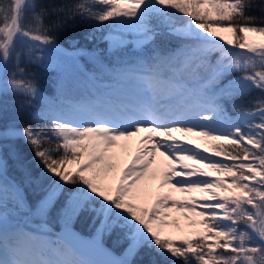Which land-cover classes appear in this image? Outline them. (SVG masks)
Instances as JSON below:
<instances>
[{
	"label": "snow or ice",
	"instance_id": "1",
	"mask_svg": "<svg viewBox=\"0 0 264 264\" xmlns=\"http://www.w3.org/2000/svg\"><path fill=\"white\" fill-rule=\"evenodd\" d=\"M76 16L92 21L85 38L101 33L106 48L46 97L21 56L45 70L75 65L87 50L62 48L54 33ZM252 90L259 96L248 108L234 102ZM9 94L17 115L34 109L43 127L0 133L32 151L31 167L18 153L0 154V264H135L144 249L171 264H264V0H0V97ZM134 138L133 150L124 142ZM129 151L123 167L114 163ZM10 160L20 179L9 175ZM157 178L186 200L138 203L144 182ZM26 185L40 190L34 203ZM172 209L202 231L165 235ZM83 213L95 229L88 239L73 230ZM25 216L34 227L21 224ZM51 220L62 233L55 239ZM117 229L119 256L102 243Z\"/></svg>",
	"mask_w": 264,
	"mask_h": 264
},
{
	"label": "trees",
	"instance_id": "2",
	"mask_svg": "<svg viewBox=\"0 0 264 264\" xmlns=\"http://www.w3.org/2000/svg\"><path fill=\"white\" fill-rule=\"evenodd\" d=\"M40 2L75 5L77 3L85 2V0H40ZM256 3H259V0H256ZM94 7L100 6L94 5ZM250 14L260 16L261 12L259 10H254ZM179 19L180 17L177 15V20L179 21ZM45 23H48L47 19L45 20ZM91 23L92 21L88 19H83L80 16H76L74 19H67L64 23V26L59 29L56 33H54V35L57 37L58 43L62 48H65L70 52L74 51L75 49L87 50L84 55H78L75 65L70 61L66 63L63 71L45 70L44 68H41L36 65H26L24 62L23 55L21 56V67H25L27 72L34 73L35 82L40 88L42 94H44L46 97L49 95V93H51V98H54L56 95V83L59 79H67L69 82H71L74 78V75L79 69L92 66V57L97 53L98 49L102 50L106 48L105 44L100 43L99 37L102 35L101 33L95 34L97 37V39L95 40L85 38L91 32V29L89 27ZM70 41H79V43L76 44L75 47H73ZM161 43H163V41H161ZM18 50L23 53L25 51L24 46H18ZM105 62H107V58ZM235 75L236 74L233 73L232 76L227 77V79H231ZM258 96L259 92L257 90H252L246 95L237 97L234 102L242 108H248L250 106V101H252ZM20 98L22 99L23 97ZM225 108L228 115L232 117L236 116V112L232 108V102L226 101ZM32 111H34V109H27L23 116H19L17 115V106L14 103V97L10 94L7 96L0 97V133H2L10 126H15L19 128L24 124H27L32 127H43V125H37L33 122L31 116L29 115V113ZM11 153H18L22 159L28 162V166L31 167L32 151L29 145L25 144L23 140H10L0 137V154L7 156ZM9 175L14 176L17 179H20L22 176L21 171L18 169V165L11 160L9 161ZM37 193L40 194L39 188H37ZM26 194L28 196L29 201L32 202L33 197L30 193L29 188H26ZM30 220L34 221V218L32 217V219ZM90 223L92 224L91 221ZM106 237L110 239L111 235L107 234ZM137 257L135 264H162L161 260L158 258V255L147 249L142 250V253L139 254Z\"/></svg>",
	"mask_w": 264,
	"mask_h": 264
},
{
	"label": "rangeland",
	"instance_id": "3",
	"mask_svg": "<svg viewBox=\"0 0 264 264\" xmlns=\"http://www.w3.org/2000/svg\"><path fill=\"white\" fill-rule=\"evenodd\" d=\"M219 35H223L226 38H230V33H227V32H220ZM252 39H257L258 40L260 38L259 37H252ZM137 140H138V138H134L132 141L124 142V143L131 144L132 149L134 150L136 147H138ZM131 154H132L131 151H129L127 154H123L121 159L118 160V161H115L114 163H117L121 167L122 165H124L127 162V160L130 158ZM165 163H166V161H164V158L159 156V154H157V156H156V164L153 165V167L154 168H159L162 171L163 170V164H165ZM197 166L199 167V165H197ZM67 167H69L70 169H74L75 165H70V166H67ZM18 169L20 170L19 166H18ZM211 175L214 176L215 174L213 173ZM110 182L114 183V181H110ZM159 182H160L159 178H157L156 180H147V181H145L144 184L146 185L147 192H148L147 199H146V201L142 199V200L138 201V203L145 204V205L151 204L158 196H160V194H158L156 192H150L149 191L152 187L158 188ZM26 188L27 189L29 188L30 193H31V195L33 197L32 198L33 199L32 202L34 203L35 200L38 199V197L40 195V194L37 193V187L32 186V185H26ZM173 212L178 213L179 211L173 210ZM80 217L75 222V224L73 226V230L76 233H77V231H81L84 235L86 234L87 237L86 238L84 237V239H87L88 237H91L94 234L95 229H94V226L90 223V221H91L90 214L83 213L82 216H80ZM18 219H20L21 224H23L25 221H28L30 227H34L35 226V225L31 224L32 222H31L30 219H32V217H30V216H25L23 218H18ZM53 221H55V222H53ZM170 227L173 229V231L168 232V233L165 232V235H169L173 239H177V240L185 238L189 233H191L193 231H197V230L202 231V229H192L191 228V230L185 231L184 234H181V232L179 230L180 227L186 229L188 227V225L184 224V225H181L178 228L177 227H173V226H170ZM49 233H50V235H49L48 238H50V239H54L57 236H61L62 235L61 229H60V225L57 223L56 220H51L50 221V223H49ZM51 233H54L57 236L56 237L52 236ZM106 235L103 237L102 242H106L107 241L106 243L110 244L112 249L114 248L119 254H121L124 245L120 242L121 241L120 231L118 229L117 230H113L112 234H110L111 235L110 239L107 238ZM105 238H107L108 240L105 239ZM114 238H116V239H114ZM209 243H210V241H209ZM104 248H106L109 252H111L110 249H108L107 247L104 246ZM218 251H224V250L223 249H218ZM152 252L156 253L155 251H152ZM141 253H142V251L140 252V254ZM229 254L230 253L225 252V255H229ZM156 255H158V258L161 260L162 264H165V263L171 264V261L168 260L165 256H161V255H159L157 253H156ZM140 257H137V258H140ZM193 264H195V262H193Z\"/></svg>",
	"mask_w": 264,
	"mask_h": 264
},
{
	"label": "bare ground",
	"instance_id": "4",
	"mask_svg": "<svg viewBox=\"0 0 264 264\" xmlns=\"http://www.w3.org/2000/svg\"><path fill=\"white\" fill-rule=\"evenodd\" d=\"M173 135H175V134H173ZM180 135H181V134L178 133V134L175 135V136H177V137L179 138ZM149 191H150V192H156V193H158V194H160V195H163V194H169V195L172 196L173 199H175V200H177V201H180V202H184V201L186 200V197H185L183 194H181V193H179V192H175V191H173L172 189L167 188V187H165V188H160L159 186H158V188H156V187H152ZM194 195L199 196V195H201V194H200V193H194ZM173 210H175V209H172V210L168 213V215H169V227L165 229V232H167V233L173 231V229L170 227V226H172V225H171V221H173V220H175V221L178 223V226H179V227H180L181 225H184V224H185V225H188V221L185 220L183 217H184L185 215H190V214L183 213V212H180V211H179L178 213H175V212H173ZM179 230H180L181 234H184L185 231H189V230H191V228L187 227V228L185 229V228H181V227H180Z\"/></svg>",
	"mask_w": 264,
	"mask_h": 264
}]
</instances>
